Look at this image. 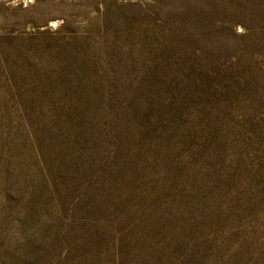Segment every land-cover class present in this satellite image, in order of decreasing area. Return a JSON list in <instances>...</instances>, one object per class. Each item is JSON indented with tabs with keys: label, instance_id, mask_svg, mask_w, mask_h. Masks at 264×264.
<instances>
[{
	"label": "rangeland",
	"instance_id": "374dc122",
	"mask_svg": "<svg viewBox=\"0 0 264 264\" xmlns=\"http://www.w3.org/2000/svg\"><path fill=\"white\" fill-rule=\"evenodd\" d=\"M0 264H264V0H0Z\"/></svg>",
	"mask_w": 264,
	"mask_h": 264
}]
</instances>
